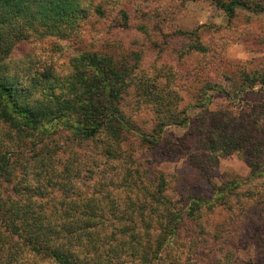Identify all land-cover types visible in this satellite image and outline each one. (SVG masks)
I'll use <instances>...</instances> for the list:
<instances>
[{
	"label": "trees",
	"instance_id": "obj_1",
	"mask_svg": "<svg viewBox=\"0 0 264 264\" xmlns=\"http://www.w3.org/2000/svg\"><path fill=\"white\" fill-rule=\"evenodd\" d=\"M209 1L228 20L239 8L264 13V0ZM110 2L0 0V264H260L264 101L243 119L209 110L208 100L264 89V50L225 61L193 30L177 32L187 38L179 53L191 59L163 62V72H145L139 54L124 50H84L67 74L31 78L19 65L26 52L12 58L32 39L54 38L62 49ZM53 122L77 140H45ZM168 126L187 130L166 140ZM147 153L187 155L204 184L157 169ZM233 153L247 174L213 181L218 158Z\"/></svg>",
	"mask_w": 264,
	"mask_h": 264
},
{
	"label": "rangeland",
	"instance_id": "obj_2",
	"mask_svg": "<svg viewBox=\"0 0 264 264\" xmlns=\"http://www.w3.org/2000/svg\"><path fill=\"white\" fill-rule=\"evenodd\" d=\"M262 1V0H261ZM118 2V3H116ZM120 4V5H117ZM123 4V5H122ZM122 5V6H121ZM123 8L127 12L126 25L119 13ZM148 29V32L144 28ZM143 28V29H142ZM199 32L203 43L218 57L225 61H245L261 56L264 50V13L254 14L246 9H238L236 15L228 20L226 14L209 0H111L105 16L92 14L80 26L79 33L69 37L61 49L54 38L32 39L19 44L12 58H20L26 52L20 70L26 71L27 77L38 72L50 71L52 74L65 75L69 72L71 56L84 50L120 53L136 52L139 54V65L145 72H163L161 64L187 62L191 57L182 55L179 50L187 42L177 32ZM190 40V39H189ZM189 42V41H188ZM61 45L64 44L60 42ZM259 49V51H258ZM160 54V57H156ZM156 66V67H154ZM167 69V71H171ZM20 73L21 78L25 76ZM143 73V71H142ZM163 82L164 79L160 78ZM197 85H194V88ZM194 90V89H193ZM185 101L189 94L181 93ZM208 108L211 111H231L237 118L247 119L261 111L264 101V89L256 85L240 93L235 99H227L221 93L209 92ZM199 111L191 109L193 115ZM252 117V116H251ZM256 116L254 115L255 119ZM50 130L45 140H77L71 137L70 131L59 124L47 126ZM166 140L184 135L185 126H168ZM174 140V139H173ZM142 151L144 149H141ZM149 154V153H147ZM151 165L170 174H186L192 183L204 184V181L191 170L188 156H173L160 159L157 153L149 154ZM215 172L219 182L225 172L236 176H245L249 171L243 160L235 153L220 156L215 164ZM220 211V210H219ZM223 213L212 214L209 220L216 223L222 219ZM251 251H241L242 256L251 257ZM264 264V258L260 260Z\"/></svg>",
	"mask_w": 264,
	"mask_h": 264
}]
</instances>
